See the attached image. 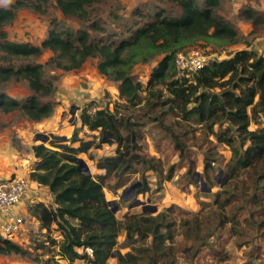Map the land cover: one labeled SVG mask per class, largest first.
Here are the masks:
<instances>
[{
	"label": "trees",
	"instance_id": "obj_1",
	"mask_svg": "<svg viewBox=\"0 0 264 264\" xmlns=\"http://www.w3.org/2000/svg\"><path fill=\"white\" fill-rule=\"evenodd\" d=\"M50 1L16 0L9 7L0 6V84L26 81L32 91L24 100L0 91V111L18 110L34 121L49 117L53 103L39 99L55 91L54 83L44 79L46 70L77 69L89 57L98 59L101 74L118 82L119 97L124 101L114 109L96 107L92 111L84 107L81 125L97 131L98 141H85L74 133L71 141H81L77 147L62 144L60 149H53L44 143L32 146L36 161L31 178L49 188L54 205L40 202L32 205L30 211L41 227L50 229L56 224L60 229L62 240L51 239L52 244L57 243L59 255L68 264H81L76 262L79 259L82 264H108L113 253L117 264H175L180 248L188 257L195 258L228 224L243 243L248 242L250 231L264 233V56L253 49L237 50L227 58L211 59L203 68L182 75L176 65L177 53L199 40L221 47L242 40L233 25L215 15L214 8L222 0H205L204 6L195 0H160L163 4L178 5L181 13L170 15L161 7L150 15L145 26L132 30L131 37L120 42L94 41L87 30L75 32L57 25L55 19L39 44L8 38L4 26L16 19L20 9L46 13ZM98 1L55 0L64 15L83 20L89 15V7ZM242 16L254 25L264 24V16L250 6L243 9ZM92 26L98 28L96 23ZM45 50H51L53 55L41 63L38 59ZM157 55L163 57L144 86L133 77V67ZM164 88L170 96L163 99ZM142 91L147 93L144 105H140L145 98ZM170 101L178 104L184 119L196 120L205 134L214 135L231 151L225 170L228 180L216 193L214 206L179 218L183 239L178 245L174 244L177 221L173 205L155 214H129L121 221L104 192L106 176L115 179L114 185L108 184L110 188H119L126 183L125 175L138 165L142 179L135 196L150 189L144 173L159 171L160 161L143 149L141 123L133 119V113L142 111L158 120L165 111L155 113L156 117L151 114L152 109ZM160 122L184 157L190 144L168 124ZM251 123L258 126L251 129ZM216 126L220 128L216 130ZM104 143L117 145L114 155L100 157L96 162L105 173L95 178L81 172L78 154ZM215 161L212 155L204 159L206 180L210 179ZM187 172L193 174L192 164ZM122 231L124 245L130 248L126 252L116 248ZM87 248L92 249V254ZM24 253L20 245L0 237V254Z\"/></svg>",
	"mask_w": 264,
	"mask_h": 264
},
{
	"label": "rangeland",
	"instance_id": "obj_2",
	"mask_svg": "<svg viewBox=\"0 0 264 264\" xmlns=\"http://www.w3.org/2000/svg\"><path fill=\"white\" fill-rule=\"evenodd\" d=\"M15 1L0 0V6L9 7ZM195 1L204 6L205 0ZM248 6L264 16V0H222L221 4L214 8L216 16L236 28L242 39L238 44L221 47L213 42L199 40L178 53L198 51L205 57L206 63L211 59L227 58L242 49H253L264 56V24L254 25L251 20L242 16L243 9ZM161 7L170 15L181 13L178 5L163 4L160 0H99L89 7V15L83 20L64 15L56 6L55 0H51L47 5L46 13L31 8L20 9L16 19L6 24L4 30L10 40L39 44L48 34L52 20L55 19L57 25L70 27L75 32L87 30L94 41L120 42L129 39L132 30L145 26L151 20L150 15L160 11ZM93 23H96L97 29L92 26ZM52 55L51 50H45L38 61L44 63ZM162 57L163 55H157L146 63L136 64L132 70L135 80L141 81L146 86L154 67ZM97 62V58L89 57L77 69L48 68L46 70L44 79L54 83L55 91L52 95L39 96L42 103L51 101L54 106L52 114L44 120H31L18 110L9 113L0 111V179L23 176L29 181V193L18 206L19 209L25 208L22 210L23 227L9 238L11 242L20 245L25 253L0 254V264H55L56 262L68 264L59 255L57 243L52 244L51 241V239L62 240L60 229L56 224L50 229L41 227L39 220L30 211L31 206L36 203L54 205L49 188L31 178L30 174L36 161L32 146L44 143L53 149H60L58 146L62 144L77 147L81 141H71L74 133L79 139L98 141L97 131L81 125L80 114L84 107H89L92 111L96 107L114 109L117 103L124 101L119 97L118 82L101 74ZM190 72L191 70L189 74ZM0 91L17 100H24L32 94L26 81H9L0 84ZM146 94V91L141 92L145 98L140 105L145 104ZM169 96V92L164 88L163 99ZM177 105L175 101L156 105L152 109V115L157 117L155 113L165 111L158 120H152L153 117L142 111L137 110L133 113V119L141 123L140 142L143 149L155 155L160 161L159 171L148 170L144 173L150 189L137 196H129L127 187L132 183H141L142 170L138 165L125 175L126 183L119 188H110L108 184L114 185L115 179L106 176L104 192L107 200L114 202L112 206H117L115 214L121 221L129 214L152 212L143 209L145 206L156 207L152 212L155 214L173 205L172 211L177 221L174 244L178 245L183 239L179 218L183 214L198 213L214 206L216 193L228 180L225 170L231 151L214 135L205 134L202 125L196 120L184 119ZM262 119L264 120V117ZM160 121L168 124L176 133H180L181 139L190 144L186 148L184 157L180 156L171 133L162 127ZM257 126L251 123L250 128L255 129ZM219 128L216 126V130ZM42 135H48V140L43 141ZM116 147V143H104L101 147H92L88 152H80L78 157L87 163L92 176L97 178L105 173L104 170L97 168V160L106 155H114ZM211 155L216 161L214 169L209 173L210 179L206 180L204 159ZM190 164L194 169L192 175L187 172ZM201 179L206 182V188L211 187L212 190L203 191ZM137 199L142 201L143 205H133ZM236 235L234 227L228 224L217 232L210 240V244L195 258L188 257L180 248L175 264H264V233L250 231L249 240L244 243L242 240H237ZM117 241L116 248L122 252L130 250L124 245L125 231L120 233ZM76 262L83 263L81 259ZM108 264H117L115 256L109 257Z\"/></svg>",
	"mask_w": 264,
	"mask_h": 264
},
{
	"label": "built area",
	"instance_id": "obj_3",
	"mask_svg": "<svg viewBox=\"0 0 264 264\" xmlns=\"http://www.w3.org/2000/svg\"><path fill=\"white\" fill-rule=\"evenodd\" d=\"M178 74H187L190 70L197 71L206 65V59L198 51L180 52L176 57ZM29 181L23 176L0 179V237L11 240L21 230L24 223L22 210L18 206L28 195ZM92 254V249L87 248Z\"/></svg>",
	"mask_w": 264,
	"mask_h": 264
},
{
	"label": "water",
	"instance_id": "obj_4",
	"mask_svg": "<svg viewBox=\"0 0 264 264\" xmlns=\"http://www.w3.org/2000/svg\"><path fill=\"white\" fill-rule=\"evenodd\" d=\"M71 112H73V109L71 110ZM42 136H43L42 137V140L43 141H46L49 138L48 135H42ZM77 163H78V169L81 172H85L88 175H92L89 166L87 165V163L82 158L78 157ZM200 183H201V188H202L203 191H210V190H212L211 187H207L206 188V182L204 181V179H201L200 180ZM139 185H140V183H132L129 187H127V191L129 190V192H130V195H129L130 197L133 196V195H135V191H136V189H137V187ZM123 198H125V197L123 196ZM113 203L114 202H110L109 201V204H110V207H111L112 211L115 212L117 210V206L116 205L115 206H112ZM133 205L138 206V205H143V203H142V201H140V200L137 199ZM133 205H130V206H133ZM143 209H149L150 211L154 212L156 210V207H152L151 208V207H146L145 206V207H143ZM114 255L115 254L113 253L112 256H114Z\"/></svg>",
	"mask_w": 264,
	"mask_h": 264
}]
</instances>
